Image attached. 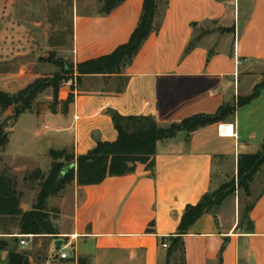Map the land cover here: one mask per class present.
<instances>
[{"label":"crops","instance_id":"obj_1","mask_svg":"<svg viewBox=\"0 0 264 264\" xmlns=\"http://www.w3.org/2000/svg\"><path fill=\"white\" fill-rule=\"evenodd\" d=\"M77 4L70 48L59 57L74 64L126 42L142 8V0H125L102 14L97 1ZM158 10L160 27L122 70L120 92L118 75H84L66 112L48 108L52 100L48 89L39 111L26 110L15 121L7 120L8 143L0 149V172L13 179L21 210H30L38 193L34 182L24 177L35 169L47 174L51 150L81 155L97 141L116 139L108 109L123 116L150 115L161 127L197 113H214L234 101L233 115L225 122L158 141L152 171L138 164L133 172L108 176L98 184H68L47 200L48 209L59 210L55 220L59 233L54 236L20 234L17 216H1L0 240L8 246L0 250V264L7 262L13 237H25L28 243L18 249L27 252L31 264H78L79 258L86 264H164L166 251L160 242L175 235L185 206L218 188L226 162L236 173L238 155L260 149L264 127L252 124L264 119V88L247 104L239 105L237 99L251 94L264 73V0H167L158 1ZM0 22V89L15 93L41 74L26 72L24 66L17 72L7 67L4 62L25 54V38L17 22L1 16ZM194 23L197 31L206 28L208 33L185 54L197 32ZM233 25L234 33L227 30ZM69 90L68 83L60 86L58 99H66ZM39 101L43 100L36 97ZM13 114V106L0 108L4 119ZM249 190L256 192L249 202L248 224L238 227L235 201L230 216L223 209L224 199L183 235L185 264H264L261 169ZM66 247L72 253L61 259L58 253Z\"/></svg>","mask_w":264,"mask_h":264},{"label":"trees","instance_id":"obj_2","mask_svg":"<svg viewBox=\"0 0 264 264\" xmlns=\"http://www.w3.org/2000/svg\"><path fill=\"white\" fill-rule=\"evenodd\" d=\"M97 1L100 4L98 12L108 14L125 0ZM158 1L161 0H142L141 13L136 27L128 40L115 47L110 53L74 64L62 58H56L55 53L49 52L47 57H41L40 60L55 64L65 74L58 73L52 79L36 78L15 93L0 89V108L14 107V114L0 122V149L8 143L7 120L15 121L19 114L26 110L35 109L39 111L42 104L35 102V99L46 88L52 89V100L49 102L48 108L52 112L59 109L62 113L66 112L69 104L73 102L75 90L80 85L84 75H118L119 81L116 91L120 92L122 89V70L131 63L149 35L160 27V20H157L159 14ZM192 26L197 31L195 29L196 24L194 23ZM206 33L208 31L195 35L186 45L184 53L190 52ZM70 76H73L74 83L70 84L67 98L59 100L58 92L61 83L70 79ZM263 88L264 80L254 86L251 94L239 97L237 104L249 103L259 96ZM234 110L235 103H227L219 106L214 113H197L185 117L179 122L171 123L169 126L161 127L150 115L123 116L113 109H108L113 127L117 131V137L114 141H97L94 148L81 155H75L73 151L66 149L51 150L49 154L52 162L47 174H43L39 169L26 173L24 179L29 183L38 181L39 186L30 210H21L19 206L20 195L15 190L13 179L0 172V217L17 216L20 234L54 236L59 233L55 224L59 210L47 208L48 198L57 195L74 181L78 185L98 184L108 176H120L133 172L138 164H144L148 170L152 171L155 165L158 141L174 137L182 131L190 134L199 128L225 122L229 116L233 115ZM71 164H75V166L66 169ZM262 166H264V139L260 149L256 152L238 155L236 178L235 180L233 178L229 185L234 188L236 181L237 186L249 196V183ZM227 187L228 184L222 185L215 191L204 194L197 203L185 206L177 232L175 235L167 237L169 245L165 249L164 264H185L183 235L188 232L190 226L198 218L213 211L221 204L230 194V190L223 191V188ZM251 207L252 204L250 203L244 207L242 213L244 218H247V212ZM240 226L241 224L238 225V227ZM11 243L12 248L9 250L6 264H31L27 252L18 249L19 239L13 237ZM7 246L8 242L0 240V250ZM78 264H86V260L79 258Z\"/></svg>","mask_w":264,"mask_h":264},{"label":"rangeland","instance_id":"obj_3","mask_svg":"<svg viewBox=\"0 0 264 264\" xmlns=\"http://www.w3.org/2000/svg\"><path fill=\"white\" fill-rule=\"evenodd\" d=\"M0 16L3 19L12 21V23L19 24L22 27L24 34V44L23 50L25 54L19 56V58H13L9 60V66H7L11 71L17 72L22 66L26 72L29 70L31 72H39L41 78L52 79L54 75L60 73L65 74L60 67L54 64H45L40 60L41 57H47L48 53L54 51L57 58L64 57L66 50L70 48L71 45V25H72V14L76 8V4L80 1H97V0H0ZM162 1V0H161ZM164 1V0H163ZM237 1V0H233ZM238 1H250V0H238ZM98 2V1H97ZM78 5V4H77ZM100 6V4H99ZM207 25L206 27H211ZM216 27V26H215ZM1 22H0V32H1ZM206 29V28H205ZM205 29H200L196 32V35L201 34ZM209 29V28H207ZM1 57V56H0ZM1 61V60H0ZM68 62V61H67ZM2 63L0 62V72L2 71ZM40 65V66H39ZM42 65V66H41ZM76 75V74H75ZM73 78V76H70ZM69 80V79H68ZM68 80L63 81L61 86L68 82ZM264 80V73L260 82ZM70 86V85H69ZM78 88V87H77ZM51 88H46L41 91L37 97L43 101H39L40 104H45L44 100L46 90ZM244 97V96H242ZM60 107V106H59ZM243 116V115H242ZM27 117V116H26ZM24 117V119H26ZM244 118H249L247 115ZM251 119V118H250ZM6 119L0 116V122ZM22 127L25 126L23 122L20 123ZM252 126L264 127V119H261L258 123H253ZM14 141V136H12V142ZM223 167L222 173L225 178L223 181L217 182L218 188L222 185H227V188H223V191H229L230 194L225 198L223 202V209L228 215L234 213V202L235 201V211L238 214V220L244 228L247 221L246 218L242 216L243 209L246 205L252 201L255 192H252L247 196L244 191L237 186L236 181L233 186L229 185L230 181L236 178V173L232 172V167L227 164ZM261 173L264 176V167L260 168ZM35 188L38 189V181H35ZM262 183H260L261 186ZM257 190V189H256ZM66 251L71 254L72 249L66 247Z\"/></svg>","mask_w":264,"mask_h":264},{"label":"built area","instance_id":"obj_4","mask_svg":"<svg viewBox=\"0 0 264 264\" xmlns=\"http://www.w3.org/2000/svg\"><path fill=\"white\" fill-rule=\"evenodd\" d=\"M67 83L70 85V84L74 83V80L72 78H70ZM24 238L25 237H22V239L19 240V245L20 246H24V245H26L28 243ZM168 245H169V242H168V240L166 238L162 239V241L160 242V247L162 249H166L168 247ZM58 256L61 259H65V258H68L70 256V254L68 252H66V251H60L58 253Z\"/></svg>","mask_w":264,"mask_h":264},{"label":"water","instance_id":"obj_5","mask_svg":"<svg viewBox=\"0 0 264 264\" xmlns=\"http://www.w3.org/2000/svg\"><path fill=\"white\" fill-rule=\"evenodd\" d=\"M227 30L232 31V32L234 33V32H235V26L233 25V26H231L230 28H228ZM232 104H234V101L232 102ZM74 166H75V164H71V165L68 166L66 169H68V168H72V167H74ZM56 243H57V245H60V244H61V240H57Z\"/></svg>","mask_w":264,"mask_h":264}]
</instances>
